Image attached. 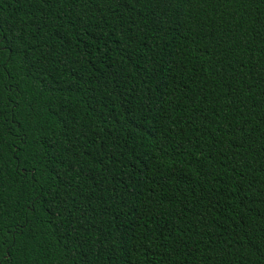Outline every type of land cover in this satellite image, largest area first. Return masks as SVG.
Wrapping results in <instances>:
<instances>
[{
  "label": "trees",
  "instance_id": "obj_1",
  "mask_svg": "<svg viewBox=\"0 0 264 264\" xmlns=\"http://www.w3.org/2000/svg\"><path fill=\"white\" fill-rule=\"evenodd\" d=\"M0 264H264V0H0Z\"/></svg>",
  "mask_w": 264,
  "mask_h": 264
}]
</instances>
